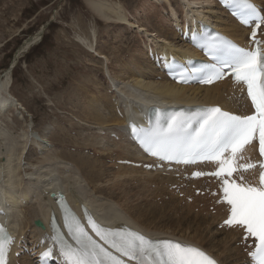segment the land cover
Masks as SVG:
<instances>
[{
  "label": "bare ground",
  "instance_id": "bare-ground-1",
  "mask_svg": "<svg viewBox=\"0 0 264 264\" xmlns=\"http://www.w3.org/2000/svg\"><path fill=\"white\" fill-rule=\"evenodd\" d=\"M136 2H138V0H132L131 3H127V5L133 6ZM172 2V0H146L142 3V6H146L150 13H153L157 6H159L158 8H160V11L162 9L161 7H166L169 9L167 11H170L171 13V15L168 13V19L163 16V13H161V15L163 14L162 18L154 23L159 25L163 22L162 29L166 31L164 39L162 38L161 41H157L162 43L157 47V51L161 53L165 52L166 54L178 53L179 50L189 51L186 42H184L182 37L176 33V29L180 26V19L182 17L185 18V22L193 24L194 26L199 25L201 22L205 25L215 24V27H217L219 31L234 38L238 42H244L246 40L248 30L239 26L231 18H226V14L220 10L218 11L214 7L213 2L208 3L206 1L208 4L205 6V12L199 11L197 3L191 2V0H174L175 4ZM84 3L94 18L101 21L105 26L112 24H114V26H126L131 24L138 25L139 27L142 26V31L147 33V36L151 38L152 34L150 35L148 33V28L146 27L148 26V22H145L147 25H139L135 20L131 22L127 5L115 0H84ZM216 7L218 6L216 5ZM177 8L178 10L180 8V10L178 11ZM192 15L197 16L190 18ZM97 23L92 21L91 27L97 25ZM38 39H41L38 38V35L28 39V41H26L20 48L18 54H21L22 52L25 53L33 45H36L39 42ZM84 41L87 47H95V42L91 39H84ZM178 55L182 58V54L178 53ZM145 58H147V60L143 61L141 57H135L134 65L136 68L138 66L141 67V69H137L136 72L126 70V67L124 66L126 64H121L117 68L119 71H116V73L120 75V80L109 75V87L107 89L106 86H104V92L98 90L101 86L100 84H96L97 90L87 103H85L87 99L85 94L89 87L85 84H81L76 90V94L71 98V101L74 106L76 105V108H79L82 111L83 116L85 117L84 119L75 114L77 119H79L77 122L88 127L87 124L83 123L87 122V119H92L95 123L91 124H94L95 126L91 127H95V129L99 130V133L97 137L92 135L82 136L80 139V136L78 138L76 137L79 139V142L82 140L80 144H82L83 147L78 144L79 155L74 156V165L69 161L62 162L63 150L56 149L57 145L55 146V149H51L55 142L58 143L61 140L57 139V137H59L57 135L68 128L60 126L53 132L49 129H44L45 131H42L44 134L41 136L40 134L37 135L34 133V127H23L19 132H14L5 126L4 120L7 111H11V109L9 110L10 106H12L14 110L19 107L26 112L28 110H26L23 107V104L12 94L11 73L14 68H8L5 75H3L4 73L0 74V151L2 154L0 155V210L3 213H0V221L9 225L13 235L17 237V244L19 245L20 243V249L26 244L29 248L37 245L42 236L46 233H50V215L55 211L59 216L57 212L58 206L56 205L53 194L61 192L67 195L69 202H71L75 211L80 215L82 213L80 211L81 204L84 203L92 210V214L100 222L107 223L111 226L119 225V227L120 224L126 225L143 232L146 236L154 239L164 238L162 237L163 235H169L174 238L178 237L177 239L188 241L189 244L203 248L213 255L215 254L223 264H233L231 263V260H233L234 257L232 258L230 255L232 254L230 253L232 251V246L228 244L232 243V241L237 238V234L234 231L224 228L222 231H213L210 228V230L204 228L205 230H202V232L205 233L206 231L208 234H206V236L203 235L205 237H198L197 233L200 230L195 234H190L188 233L190 231L187 232L186 229H183L185 224L183 225L182 223H179V230L174 229V232H170L171 235L168 232L169 230L165 231V228L161 229L160 227L154 226V228L159 229V231L151 230L149 228V223H143L136 219H140L148 213L153 215H156V213L154 211L151 212L149 209L142 211L144 208L141 209L136 203L135 206H132L125 202L130 201L129 199L132 194H125V201L119 199L115 201L116 199L114 200L113 198H117V195L108 193V195L105 194L102 196L99 195L97 191L93 190V188L89 193L85 186V184L88 185V187L90 186L89 182L85 179V173L87 172V168L91 167L89 164L91 165L94 163L92 156L84 153L85 149H95L101 156H106V158L113 157L118 161L133 160L139 162L140 160H136L137 158H144L143 154L128 139L126 127L129 121H137L142 115L146 116L153 106L219 104L240 115L251 113V109L245 98H240L238 100H235L233 97L229 98L230 87L228 84H218L213 87L178 86L168 82L164 75L156 68L155 63H151L148 60V56H144V59ZM15 64H17L16 60L12 64L13 67ZM143 67L144 69H142ZM146 71H150L152 75H147ZM160 76L162 78L161 81L157 80ZM72 78L73 77H71V79ZM84 80L91 83L93 86L95 84V81L87 76L84 77ZM124 81H127V83H124ZM70 89H74V87H70ZM109 90L112 93L109 94ZM225 94L226 97H224ZM67 132L71 134V129H68ZM112 134H116L119 137L118 140L114 138L112 139ZM32 141H35L39 150L42 152L43 160L40 161V164L34 167L35 176L27 180V178H25L27 173L25 172L24 165L32 166L33 164L31 162L23 164V161L27 160L30 147L29 144ZM95 154L96 153L93 155ZM39 155L40 154L38 153L37 156ZM23 174L25 176H23ZM137 175L144 177V182L140 177L135 179ZM96 178L97 177H94L92 180H95ZM111 178L112 179L109 180L110 182L122 186L125 185V183H132L135 180L140 183H145L146 181L148 184L154 181L158 184L168 185V183H171L170 181L174 179V176L171 174H165L162 176L160 172H145L143 168L137 169L131 166H121L119 167V172H114ZM45 191H48V194H46ZM156 208L158 207L156 206ZM214 219H216L215 216ZM38 220L43 223L45 226L44 229L36 227L35 221ZM206 223L210 224V221H204L201 225ZM194 224L195 223H193L192 226H194ZM187 227L190 228V224ZM28 231L30 232L29 234L27 233ZM181 234L183 236H181ZM217 237H221V240H217ZM238 241L239 240H237V242ZM225 243H228L227 247L222 246ZM219 246L222 247V249H228L223 250L224 256L222 252H218L219 254L215 253V251L217 252L220 250ZM235 249L238 251V248ZM14 251L17 252L20 250L17 249L16 246ZM13 261L17 262L15 259H13ZM18 261L23 264H34L31 259L27 258V256H22V259H19Z\"/></svg>",
  "mask_w": 264,
  "mask_h": 264
},
{
  "label": "rangeland",
  "instance_id": "rangeland-1",
  "mask_svg": "<svg viewBox=\"0 0 264 264\" xmlns=\"http://www.w3.org/2000/svg\"><path fill=\"white\" fill-rule=\"evenodd\" d=\"M115 1L127 5L132 0ZM144 1L146 0H138L133 6L127 5V8L131 22L135 20L139 25H144L145 22H148V26L146 27L148 28V33L152 34L151 38L147 36V33L142 31V26L139 27L133 24L126 26H114V24L105 26L101 21L94 18L86 7L84 0H0V74L4 73L3 75H5L6 70L13 64L20 48L28 39L36 35H38V38H41L40 40L38 39L39 42L36 45H33L25 53L22 52L20 54L16 67L11 74L12 94L23 104L28 113L20 107L14 110L10 106L9 110L11 109V111H7L4 120L5 126L14 132H19L23 127H34V133L41 136L44 134V129H49L52 132L60 126L71 129V134L67 132L68 129L58 134L57 136L59 137L57 139L61 140L58 143L55 142L51 149H55L56 147L58 150L62 149V162L69 161L74 165V156L79 155L78 144L82 145L80 144L82 140L79 142V139L82 136L92 135L97 137L99 133V130L91 127L95 126L91 124L95 123L92 119H87V122L83 123L87 124L88 127L77 122L79 119H77L75 114L85 119L82 111L76 108V105L74 106L71 101L78 87L81 84L89 87L85 94L87 97L85 103H87L97 90L96 84H100L101 87L98 90L104 92L103 87L106 86L107 89L109 87V75L120 80V75L116 71H119L117 68L123 63L126 64L124 65L126 70L134 72L137 69L140 70V66L136 68L134 65V60L136 56L141 57L143 61L147 60V58L144 59V56L147 57L145 44L155 46L157 44L156 41L164 39L166 31L162 29L163 22L159 25L154 23L159 21L163 14L165 17L167 13L171 15L170 11H167L169 9L161 7L163 10L161 9L160 11L159 6H157L154 9L155 11L150 13L146 6H142ZM172 1L174 2V0ZM206 1L208 3L213 2V0H191V2L197 3L198 9L201 12H205V6L208 4ZM161 13L163 14L161 15ZM92 21L98 22L97 25L91 27ZM84 39H91L95 42V47H87ZM146 74L152 75L150 71H146ZM85 75L95 81L94 86L84 80ZM71 77L73 78L71 79ZM124 83H127V81H124ZM70 87H74L75 90L70 89ZM76 137H79V139ZM29 145V154L27 160L23 161V164L31 162L33 165H24L25 172L27 173L25 178L27 180L35 176L34 167L43 160L42 152L35 141H32ZM91 150L93 154H96H90L94 159V163L89 164L91 167L87 168V172L85 173V179L90 184L89 187L85 184L89 193L92 191V188L102 196L113 193L117 195V198H113L114 200L116 199L115 201L118 199L125 201V194H132V199L130 198V201L125 202L132 206H135L136 203L141 209L144 208L142 211L149 209L151 212L154 211L156 213V215L148 213L146 216L136 219L143 223H149L151 230L159 231V229L154 228L155 226L161 229L165 228V231L169 230L168 232L170 233L176 229H180L179 223L185 224L184 228L182 225V228L186 229L187 232L190 231L188 232L190 234H195L200 230L197 233L198 237H205L208 234L206 231L203 233L202 230L204 231L209 228L213 231L217 230L215 222L212 228L209 223L201 225L202 222L207 220L211 223V218L205 219V216L201 212L195 211L193 207H189L182 214L171 212L170 207L156 208L155 203L161 206L164 201L168 200L164 197L161 199V196L157 195L154 187L155 184H148L147 187L146 181L145 183H140L135 180L122 186L110 182L111 176L114 172H119L121 165L111 163L114 160L113 157V159L106 158V156H101L95 149ZM84 152L88 153L89 150L85 149ZM38 153L40 154L39 156H37ZM0 155H2L1 151ZM23 176L25 175L23 174ZM94 177L97 178L92 180ZM139 177L137 175L135 179ZM140 178L143 180V177ZM176 200L180 202L181 199L177 198ZM193 223H195L194 226H192ZM189 224L190 228L187 227ZM27 233L29 234L30 232L28 231ZM181 236L183 235L181 234ZM220 238L217 237V240L220 241ZM233 243L234 241L231 243L232 251L230 253H236L238 260L242 259L238 262L243 264L244 256L239 251H236L235 248L238 247L234 246L236 243ZM219 249L217 248L218 251H215V253L222 252L223 256V250H228L226 248L222 249L220 246ZM231 263L237 264L233 260H231Z\"/></svg>",
  "mask_w": 264,
  "mask_h": 264
},
{
  "label": "snow or ice",
  "instance_id": "snow-or-ice-1",
  "mask_svg": "<svg viewBox=\"0 0 264 264\" xmlns=\"http://www.w3.org/2000/svg\"><path fill=\"white\" fill-rule=\"evenodd\" d=\"M234 14L245 25L254 24L259 29L264 15L257 13L248 0H236ZM251 39L254 50H246L219 36L204 39L198 46L206 49L216 63L196 69L200 82L212 83L231 75L234 82L246 87L247 96L255 109L247 116L234 115L219 107L202 109L192 116L174 113L165 124L159 122L150 129L132 132L146 152L163 161L194 164L215 162L213 173L196 172L194 175H212L222 182V202L229 206L230 215L224 221L228 227L244 230V239L251 238L254 250L250 252L252 264H264V161L258 185L230 180L234 173L256 168L253 163L239 164L247 145L258 139L260 155L264 157V50L256 41V31ZM225 69L228 72H225ZM178 79H187L181 72ZM63 198L61 197V200ZM68 233L75 246L57 234L53 241L59 245L64 264H125L120 257H127L135 264H216L202 249L170 240H149L130 230L106 231L91 222L92 230L108 245L97 243L74 216H65ZM11 242L0 226V264H6L8 244ZM109 248L120 256L113 255ZM52 255L51 250L43 254Z\"/></svg>",
  "mask_w": 264,
  "mask_h": 264
},
{
  "label": "water",
  "instance_id": "water-1",
  "mask_svg": "<svg viewBox=\"0 0 264 264\" xmlns=\"http://www.w3.org/2000/svg\"><path fill=\"white\" fill-rule=\"evenodd\" d=\"M36 224H37L38 226L42 227V224H41V223H38V222H37Z\"/></svg>",
  "mask_w": 264,
  "mask_h": 264
}]
</instances>
